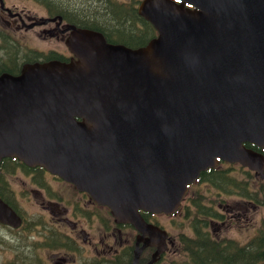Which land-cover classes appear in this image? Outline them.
Segmentation results:
<instances>
[{
    "label": "water",
    "instance_id": "95a60500",
    "mask_svg": "<svg viewBox=\"0 0 264 264\" xmlns=\"http://www.w3.org/2000/svg\"><path fill=\"white\" fill-rule=\"evenodd\" d=\"M189 6H196L193 10ZM193 4V5H191ZM144 46L101 32L68 42L78 59L0 76V162L42 167L139 232L133 264L166 232L187 185L221 158L264 171V0H143ZM0 222L22 218L0 198Z\"/></svg>",
    "mask_w": 264,
    "mask_h": 264
},
{
    "label": "flooded vegetation",
    "instance_id": "af4514ba",
    "mask_svg": "<svg viewBox=\"0 0 264 264\" xmlns=\"http://www.w3.org/2000/svg\"><path fill=\"white\" fill-rule=\"evenodd\" d=\"M104 1L111 3L115 9L124 13L126 11L129 14L132 13L131 7L133 6L136 14L145 20L137 9L139 0H116V3H112V0H58L57 5H55V0H0V76L4 73L17 75L31 64L52 61L70 63L77 60L78 56L68 42L72 39L82 40L83 38L78 35L80 32H102L108 41L114 43L113 40L116 39L112 36L111 39L108 33L100 30L102 28L98 25L100 13L95 9L104 5ZM63 3L67 6L65 7ZM92 4L95 13L90 15L88 10L91 9ZM58 5L61 7H57ZM137 26L142 30L146 27L139 19H137ZM141 46L128 47L139 48ZM254 149L261 148L255 146ZM15 163L14 171L7 175L12 187L11 175L19 174V181L22 185L39 187V181L43 178L50 187L49 179L52 178L57 181L59 189V196L53 193L48 197L53 198L54 201V203L49 202V207L60 206V209L44 208L39 212V216L45 228L37 225L34 228L44 231L48 241L41 242V239L35 236L31 249L34 252V246H42V253L38 255L34 252L38 255L36 256L26 251L23 256L25 264L32 263L34 259L37 260V264H42V262L48 264L47 258L53 264L62 263L61 257L57 256L58 252L62 251L70 258L66 264H133L132 257L139 232L131 223L119 221L108 208L96 204L89 194L75 190L71 184L44 172L42 168L27 167L20 161ZM220 165L205 172L207 173L206 178H200L193 187L194 189L190 191V195L195 194L202 191L197 188V184L201 183L205 186L203 189L205 192L203 205L206 211L204 221L207 227L212 228V230L208 228L211 236L220 235L221 227L227 221L234 224L248 217L249 213L253 218V213L259 207L257 188L252 192V198L247 199L245 203L240 194L231 195L232 199L235 197L238 200L234 204L226 203L220 197L218 199L215 197L216 194H222L220 189L227 184L226 179L230 178L232 174L230 169L233 168H222ZM2 170L4 172V169ZM218 172L224 174V178L221 174H217ZM213 173L215 175L211 176ZM234 176L236 177H234V182L238 187L236 193H239L241 180L236 175ZM70 188L77 191V195L70 193L68 190ZM12 197L16 208L18 207L17 213L23 221L19 228L0 222V255L3 250L10 252V258H0V264H13L21 254V251L18 252L19 235L23 241L27 242L26 249L30 243L29 236L32 235V223L28 214L19 206L15 190ZM75 199L79 200L74 204ZM145 218L165 228L160 216L145 215ZM170 220L176 224L177 215L171 217ZM61 224L68 225L78 237L74 245L70 238H68L69 241L65 240L66 235L58 228ZM50 232L52 233L49 234ZM23 235L27 236V240H24ZM170 241L171 249L159 252L157 264H168L169 260H176L177 239L173 241L171 237ZM50 245L60 246V249L55 251L54 247H48ZM157 249V246L150 248L144 260L149 255L152 256Z\"/></svg>",
    "mask_w": 264,
    "mask_h": 264
},
{
    "label": "trees",
    "instance_id": "16d2710c",
    "mask_svg": "<svg viewBox=\"0 0 264 264\" xmlns=\"http://www.w3.org/2000/svg\"><path fill=\"white\" fill-rule=\"evenodd\" d=\"M95 10L100 13L98 17V25L102 28L100 30L108 33L111 39L113 37L119 40H113L114 42L138 47L147 43L155 35L154 27L137 15L133 6L131 7L132 13L129 14L126 11L124 13L115 9L111 3L104 1V5L96 7ZM95 10L92 4L88 11L92 15ZM137 19L146 25L144 30L137 26ZM247 145L252 147L249 143ZM15 166L16 163L6 158L2 161L0 169V196L7 202L9 201L8 203L11 202L9 196H14V190L5 174L13 172ZM217 174H221L224 178L221 172ZM214 175L215 173L211 176ZM206 176L207 173H203L201 179H205ZM194 204L201 214L206 212L201 202ZM186 209L188 211L189 206H186ZM194 228L193 236L185 233L179 235L178 260L170 261L169 264H264V216L259 234L246 245H241L234 240L217 241L213 239L206 230L207 225L199 218L195 219Z\"/></svg>",
    "mask_w": 264,
    "mask_h": 264
},
{
    "label": "rangeland",
    "instance_id": "374dc122",
    "mask_svg": "<svg viewBox=\"0 0 264 264\" xmlns=\"http://www.w3.org/2000/svg\"><path fill=\"white\" fill-rule=\"evenodd\" d=\"M57 1L58 0H55V5H57ZM115 1L116 0H112V3H114ZM63 5L65 7L67 6L66 3H63ZM57 7H61V5H58ZM36 43H40V42L36 41ZM220 167H222V168L233 167L234 169L230 173H232L233 175L239 176L238 178L241 181H243L244 183H255V181H257L256 176L250 175L247 172H245L244 170H241L239 168L240 165H238V164L223 163L220 165ZM11 176L12 177L10 178V180H13V189L15 190V192L17 194L18 204L28 214V218L30 219V221L32 223V229L35 225H37L39 227L42 226L45 228L42 220L40 219L39 212L48 206L47 202H50V201L54 202L53 198L47 197V201H46L45 195L43 192L44 189H42L40 187H35V186L30 187V185H28V184L22 185L21 181H19V174H12ZM49 181H50V187H49L50 191L55 193L57 196H59V189H58L57 181H55L52 178H50ZM197 188L199 190H203L205 188V186L200 183V184H197ZM210 189H211V187H210ZM68 190L72 194L77 193L76 191H74L71 188ZM45 192H46V194H49L47 192V190H45ZM199 193L200 192H197L193 196V197H195V200H197V201L204 198V196L200 195ZM202 193H205V192H202ZM213 195H215V194H213ZM213 195H212V197H213ZM77 200H79V199H75L74 204L76 203ZM45 201H46V203H45ZM50 209L59 210L60 206H57V207L52 206V207H50ZM189 211H190V213H195L197 211V209L193 210L192 208L189 207ZM263 214H264V209L259 210L257 213L256 225L249 227V228L245 227V226H239V225L234 228L233 224H231L229 221H227L225 224L222 225L221 230H220V234L221 235H228V236H231L233 238L240 239L243 242L246 241L248 238L251 239L254 236H256L260 230L261 218H262ZM186 215H187V210L185 211L184 215L178 216L176 224L172 223L171 220H167L165 218H161V221L173 233V235L179 234L180 232H185V233L191 235L193 233V229L190 226L189 219L187 218ZM58 228L60 229L61 233L66 235V238H65L66 241H69L68 238H70L73 245L76 243V241L78 240V237L76 236V234L74 232L71 231V229L69 228L68 225L61 224V226H59ZM52 232H50L49 234H51ZM35 236H37L39 239H41V242L48 241V239L46 238V236L44 234V231H38L37 232V229H36L35 232H32V235L29 236L30 243L35 240V238H34ZM25 237L26 236L23 235V238H25ZM26 244H27V242L23 241L21 239V236L19 235L18 252L21 251L20 256H24L26 251L31 253V254H34V255H36L34 252L38 253V255L42 253V251H41L42 246H34L33 247L34 252H33L30 245L26 249ZM48 247H54L55 251L60 249V246H57V245H50ZM38 255H36V256H38ZM57 256L61 257V260L63 262L62 263L55 262V264H66V263H68V261L70 259L69 255L65 254L64 251L58 252ZM0 258L1 259L10 258V252L3 250L1 255H0ZM47 262H48V264H53L49 260V258H47ZM23 263H24V260L22 259V264ZM19 264H21V259H19ZM30 264H37V260L34 259L32 261V263H30ZM42 264H46V263L42 262Z\"/></svg>",
    "mask_w": 264,
    "mask_h": 264
},
{
    "label": "bare ground",
    "instance_id": "6f19581e",
    "mask_svg": "<svg viewBox=\"0 0 264 264\" xmlns=\"http://www.w3.org/2000/svg\"><path fill=\"white\" fill-rule=\"evenodd\" d=\"M214 169V168H213ZM242 170V169H241ZM216 171V170H215ZM221 171V170H220ZM223 171V170H222ZM229 176V175H228ZM235 177V176H234ZM239 176H237V178H238ZM236 178V177H235ZM241 178V177H240ZM247 178V177H246ZM245 180V179H244ZM236 181H238V180H236ZM240 183V182H239ZM52 194H53V192H50L49 194H48V196H52ZM237 195H239V194H237ZM264 209V208H263ZM21 226V225H20ZM20 226H18V227H14V228H19ZM35 230L36 229H32V232H35ZM37 232H38V230H37ZM24 240H27V236L24 238ZM19 259H21V264H22V259H24L23 258V256H19L18 257V259H16L14 262H17V264H19ZM132 261V260H131ZM14 262H13V264H14Z\"/></svg>",
    "mask_w": 264,
    "mask_h": 264
}]
</instances>
